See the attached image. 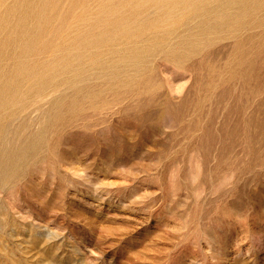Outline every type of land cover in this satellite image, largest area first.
<instances>
[{
  "label": "rangeland",
  "instance_id": "1",
  "mask_svg": "<svg viewBox=\"0 0 264 264\" xmlns=\"http://www.w3.org/2000/svg\"><path fill=\"white\" fill-rule=\"evenodd\" d=\"M0 264H264V0H0Z\"/></svg>",
  "mask_w": 264,
  "mask_h": 264
}]
</instances>
